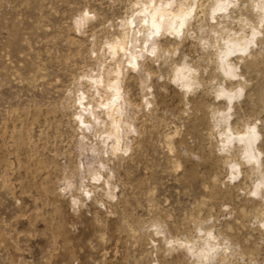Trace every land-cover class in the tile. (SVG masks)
Returning <instances> with one entry per match:
<instances>
[{"label":"rangeland","instance_id":"1","mask_svg":"<svg viewBox=\"0 0 264 264\" xmlns=\"http://www.w3.org/2000/svg\"><path fill=\"white\" fill-rule=\"evenodd\" d=\"M134 1L0 0V264H264V199L252 192L258 166L244 162L235 178L227 176L229 153L209 135V106L222 108L224 99L208 90L206 79L217 70L212 46L192 39L200 34L180 45L162 34L157 56L142 50L125 72L119 108L124 118L132 108L135 132L127 147L104 152L92 120L79 130L74 112L88 115L77 90L82 76L112 67L110 59L100 63L97 44ZM204 6L195 25L207 28ZM233 8L217 23L230 22ZM176 47L175 54L164 51ZM169 59L194 63L201 86L185 93L172 80ZM245 62L239 73L250 85L234 101L230 122L256 123L264 170V65L258 72ZM140 71L151 78L148 108ZM99 163L103 176L94 181L89 171ZM199 226L219 244L207 258L191 248Z\"/></svg>","mask_w":264,"mask_h":264},{"label":"bare ground","instance_id":"2","mask_svg":"<svg viewBox=\"0 0 264 264\" xmlns=\"http://www.w3.org/2000/svg\"><path fill=\"white\" fill-rule=\"evenodd\" d=\"M199 1L201 0H136L132 5L134 8L131 10L130 15L121 19L118 29L102 34L98 44L96 43L99 59H102L100 63H105L110 59L113 65L106 70L100 65L95 69V72L91 68L90 72L86 71L83 74L82 79L84 82L80 84L77 90L83 92L81 96L85 101V106L81 109L83 113L88 115L86 117L81 112H74L77 123L83 124L81 127L79 126V130L83 133L84 129H89L85 123L92 120L94 122V127L92 126L93 133L104 152L115 154L127 147L129 143L126 139L130 133L134 132V125L130 117L133 113L132 108L127 111L129 114V117L126 116L127 118H124V108H119L122 105L121 102L124 101L123 80L125 72L129 69V66L139 63L138 59L142 56V50L145 53L157 56L162 48L161 45L159 46V37L162 34L168 33L177 36L180 38L178 42L180 45L193 34L198 33L200 36L192 37V39L197 40L200 44L212 46L215 58L217 72L206 79V82L211 84L208 90L214 94L215 98L224 99L222 108L209 106L212 118L209 135L216 139L219 151L229 153L225 157L229 179H233L239 174V166L244 162H255L257 164V173L252 182V192L261 195L264 199V170L259 164L260 153L256 146L258 140L257 125L255 122L245 121L233 127L230 122V111L233 108L234 101L242 98L245 90L250 85L249 80L242 77L245 74L239 73L241 62H245L249 58L248 66L258 72L262 70L261 65H264V0H243L241 3L238 0H210L207 5L205 4L206 7L203 5L205 10H202L207 28H204L205 24L202 23L195 25V19L198 17L195 15L196 9L199 8ZM241 4L244 8L246 6V13L241 11ZM203 6L201 5V9ZM230 6H235L238 13L234 17L230 18L229 16L230 22L226 24L217 23L216 19L223 17ZM236 10L233 8V11ZM214 20L215 22L209 23V21ZM233 20L236 21V24L233 23ZM190 43H194V41L191 40ZM179 50L178 47L172 50L164 49L167 55L175 54ZM192 51L193 47L190 48L189 52ZM208 53L204 50L202 58L207 56ZM235 54H238L237 61L232 60V56ZM155 61H157V58ZM170 61L172 63L170 66L172 80L178 83V86L184 89L185 93L192 91L199 85L201 86L200 77L197 75L198 68L194 63L190 64L183 59H172ZM203 68L205 69V66ZM141 75H143L140 78L143 107L148 108L154 100L152 97H150L151 99L148 98V95H151V78L145 72H142ZM257 76L259 75L257 74ZM81 85H84L83 88ZM100 88L101 90H99ZM248 90L250 89L248 88ZM80 98L77 96L76 100ZM187 103V101H184L183 104L186 105ZM97 109H103L102 112L106 116L104 120L99 119ZM183 111L186 110L183 109ZM101 121L103 125L101 129L96 128H100ZM234 144L238 145L237 155L231 153ZM102 167L103 164L100 165L101 169L89 171L92 180H99L103 176ZM262 217L258 221L264 228V216ZM197 230L198 234H196L199 237L194 239L191 248H196L197 255L205 258L207 253H212V250L219 247V244L213 243L214 236L207 226H199ZM185 247L189 249L188 246Z\"/></svg>","mask_w":264,"mask_h":264}]
</instances>
